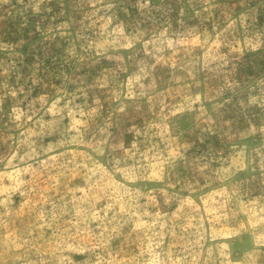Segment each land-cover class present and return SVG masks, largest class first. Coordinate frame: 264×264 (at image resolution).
Here are the masks:
<instances>
[{"label":"rangeland","instance_id":"obj_1","mask_svg":"<svg viewBox=\"0 0 264 264\" xmlns=\"http://www.w3.org/2000/svg\"><path fill=\"white\" fill-rule=\"evenodd\" d=\"M0 264H264V0H0Z\"/></svg>","mask_w":264,"mask_h":264}]
</instances>
